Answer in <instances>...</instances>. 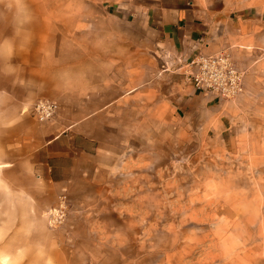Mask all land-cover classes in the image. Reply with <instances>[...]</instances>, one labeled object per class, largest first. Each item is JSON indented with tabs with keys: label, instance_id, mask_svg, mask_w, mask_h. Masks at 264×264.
<instances>
[{
	"label": "rangeland",
	"instance_id": "374dc122",
	"mask_svg": "<svg viewBox=\"0 0 264 264\" xmlns=\"http://www.w3.org/2000/svg\"><path fill=\"white\" fill-rule=\"evenodd\" d=\"M191 1L0 0V31H60L59 42L72 32L80 51L91 43L81 31L128 32L116 19L134 7ZM205 1L213 13L252 20L232 44L241 55L227 53L244 75L243 93L177 103L155 39L138 34L136 62L118 54L131 92H121L117 116L100 133L95 168L57 198L37 245H18L0 264H264V0ZM120 39L106 38V46ZM185 71L173 76L196 91Z\"/></svg>",
	"mask_w": 264,
	"mask_h": 264
},
{
	"label": "crops",
	"instance_id": "0c3cea01",
	"mask_svg": "<svg viewBox=\"0 0 264 264\" xmlns=\"http://www.w3.org/2000/svg\"><path fill=\"white\" fill-rule=\"evenodd\" d=\"M134 12L116 19L128 32L81 31L91 43L81 45L80 51L71 45L78 35L72 32L59 42L60 31H0V259L13 260L7 252H15L18 245L34 248L45 215L73 177H85L95 168L100 133L109 126L106 121L117 116L121 92H131L132 80L119 77L126 61L118 54L136 62L138 34L155 39L153 52L169 66L163 67L161 77L172 83L175 101L185 105L204 94L186 87L174 72L186 70L184 66L200 54L226 52L236 60L241 51L232 44L253 27L246 16L211 12L205 0L176 7L151 4L134 7ZM121 37L122 44L106 46V38ZM60 43L70 50L60 53ZM42 100L56 106L54 118L46 123L32 115L33 106ZM207 101L221 102L213 97Z\"/></svg>",
	"mask_w": 264,
	"mask_h": 264
},
{
	"label": "built area",
	"instance_id": "2783aa9c",
	"mask_svg": "<svg viewBox=\"0 0 264 264\" xmlns=\"http://www.w3.org/2000/svg\"><path fill=\"white\" fill-rule=\"evenodd\" d=\"M186 80L194 89L219 101H232L244 89V75L233 62L230 55H198L185 65ZM56 114L54 103L39 101L33 106L32 115L39 122H49Z\"/></svg>",
	"mask_w": 264,
	"mask_h": 264
}]
</instances>
